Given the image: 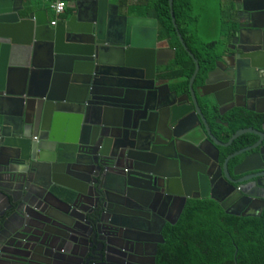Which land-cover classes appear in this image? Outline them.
Segmentation results:
<instances>
[{
	"label": "water",
	"instance_id": "95a60500",
	"mask_svg": "<svg viewBox=\"0 0 264 264\" xmlns=\"http://www.w3.org/2000/svg\"><path fill=\"white\" fill-rule=\"evenodd\" d=\"M234 1L244 20L229 32L240 52L230 54L233 63L215 58L195 87L199 62L168 0L173 27L195 64L183 92L157 69L175 48L161 46L166 39H158L156 18L131 15L110 0H76L75 12L51 24L24 0H0V198L7 202L1 224L14 215L27 220L39 205L60 227L77 229L84 198L93 191L99 210L107 209L118 204L112 195L126 197L119 185L178 198L176 217L187 198L208 196L228 214L259 215L264 121L222 142L205 115L216 104L220 113L222 106L244 107L264 116V0ZM244 133L257 138L232 153L219 151ZM88 214L98 218L96 209Z\"/></svg>",
	"mask_w": 264,
	"mask_h": 264
},
{
	"label": "flooded vegetation",
	"instance_id": "af4514ba",
	"mask_svg": "<svg viewBox=\"0 0 264 264\" xmlns=\"http://www.w3.org/2000/svg\"><path fill=\"white\" fill-rule=\"evenodd\" d=\"M243 20L244 16L234 15L233 24H238ZM236 47L237 44L229 33L226 41H222L220 47L216 48L218 50L215 51V58L219 59L220 56H223L228 62L233 63L234 60L230 54L235 55L240 52ZM174 58L168 61L166 66L157 68L159 73L162 74ZM216 59L208 71L215 68ZM219 67L220 69H229L228 66L223 65V62L219 64ZM219 74L217 71L212 76L216 77ZM227 74L231 76L232 71H228ZM204 79L205 77L202 82L195 79L194 86L199 87L203 84ZM170 80L171 86L173 82L180 79ZM261 89L264 92V86ZM225 108L222 106L221 111L224 112L220 113L219 106L213 104L205 111L209 124L213 120L221 125L220 131L212 128L211 124L210 128L222 142H227L237 130L245 127L259 128L260 123L264 121L263 115L247 111L244 107H234L226 111ZM209 111L211 120L207 116ZM245 120H249L247 125H243ZM233 125L237 127L231 130ZM256 138V135L252 133H244L227 147H219V151L222 154L232 153L252 144ZM126 172L128 174L129 168L121 169V177L124 178ZM64 181L69 183L67 180ZM57 188L54 185L51 187V191L61 196ZM114 188L124 193L126 197L112 195L111 198L118 204L112 203L107 209L99 210L97 197L93 191L92 196L84 198L87 204L80 203L79 205L85 213L84 215L80 214L82 221L76 223L77 229L70 230L60 227L53 219L38 212L41 209L39 205L29 209L31 217L27 220L14 215V220L5 223V226L0 222V264H155L158 247L164 242L163 228L166 224L174 225L179 220L184 206L179 216L176 217L179 207V200L176 197H164L158 191L138 192L120 185L114 186ZM222 192L223 190L217 189L214 195L221 199ZM47 198L53 205L64 207L53 197L48 196ZM132 198L138 199L141 204L151 206L152 210L138 204ZM205 198L213 199L210 196ZM213 200L221 206V201ZM253 204L257 205L256 202ZM6 207L7 202L0 198V213ZM92 208L96 209L98 218L92 216L89 218L88 211ZM162 219L166 220L163 224L161 223ZM159 234L163 241H160Z\"/></svg>",
	"mask_w": 264,
	"mask_h": 264
},
{
	"label": "trees",
	"instance_id": "16d2710c",
	"mask_svg": "<svg viewBox=\"0 0 264 264\" xmlns=\"http://www.w3.org/2000/svg\"><path fill=\"white\" fill-rule=\"evenodd\" d=\"M124 2L119 0L120 4ZM139 5L138 14L157 19L158 39H168L175 48V58L162 74L169 79L179 78L171 86L188 91L195 64L173 27L168 0H141ZM65 12L61 16H66ZM173 12L184 41L198 59L200 68L196 80L202 82L213 66L216 46L214 43L197 45L189 28L194 20L190 0H173ZM210 115L209 111V120ZM248 123L245 120L243 125ZM210 124L219 131L222 129L213 120ZM162 233L164 242L158 247L155 264H264V208L259 215H233L213 199L188 198L179 220L174 225L166 224Z\"/></svg>",
	"mask_w": 264,
	"mask_h": 264
},
{
	"label": "crops",
	"instance_id": "0c3cea01",
	"mask_svg": "<svg viewBox=\"0 0 264 264\" xmlns=\"http://www.w3.org/2000/svg\"><path fill=\"white\" fill-rule=\"evenodd\" d=\"M27 5L31 6L32 10H37L40 12L45 13L49 22L52 21L53 19L58 20L61 17V15H56L54 11L51 9L50 5V0H24ZM141 0H125L123 4L119 3V0H110L112 3H117L118 5L122 6V8L127 9L128 13L131 15H139V16H145L138 14L139 9H141V6L139 5ZM66 2V7H65V13L66 15H71L73 12H75L77 3L76 0H65ZM215 4V7L212 5ZM199 10L200 13L198 15H204L203 17V25L204 29L206 32H212V30L216 29L218 33V38H212L211 40H207L205 42H201V45H208L210 43H214L213 45L217 46L221 44L222 41H226L227 35H229L230 29H232V24L234 23V15H237L239 6L238 4L235 3L234 0H202L198 2ZM192 0H190V12L192 13ZM135 11V13H134ZM215 12V17L217 19H214V15H211V12ZM138 12V13H137ZM192 15V14H191ZM147 16V15H146ZM152 17V16H149ZM154 18V17H153ZM197 21H200V18L196 16V19L193 20V23H196ZM216 21L218 22V25L216 26ZM190 25L189 28L191 32L195 35L196 40H197V45H199L198 41V35H197V30L196 28ZM160 45V44H159ZM161 46H166V47H172L169 44L168 39H166ZM208 47V46H207ZM212 47V46H211ZM174 48V47H173ZM210 48V46H209ZM169 57H172V54L169 55ZM173 59V58H172ZM171 61V59H169ZM171 81V80H170ZM209 116V113L208 115Z\"/></svg>",
	"mask_w": 264,
	"mask_h": 264
},
{
	"label": "rangeland",
	"instance_id": "374dc122",
	"mask_svg": "<svg viewBox=\"0 0 264 264\" xmlns=\"http://www.w3.org/2000/svg\"><path fill=\"white\" fill-rule=\"evenodd\" d=\"M200 1H202V0H192L193 7H192V13H191L192 17L194 19H196V16H198L200 18V21H197V23H196V27H195V23L192 22V24H194L193 27L196 28V30H197V35H198V39H199L198 41H200L199 45H201V42L211 40L212 38H218V36H219L216 29L212 30V32H206V30L204 29V25L202 24L203 23L202 19H203L204 15H198L200 13V10L198 9L199 8L198 2H200ZM212 6L215 7V4H213ZM211 15H214L215 20L217 19V17H215L217 15H215L214 11L211 12ZM192 24H191V26H192ZM217 25H218V22L216 21V26ZM217 47L219 48L220 45H218ZM217 50L215 49V51H217Z\"/></svg>",
	"mask_w": 264,
	"mask_h": 264
},
{
	"label": "built area",
	"instance_id": "2783aa9c",
	"mask_svg": "<svg viewBox=\"0 0 264 264\" xmlns=\"http://www.w3.org/2000/svg\"><path fill=\"white\" fill-rule=\"evenodd\" d=\"M51 9L56 15H62L65 11L66 2L65 0H50ZM57 20L53 19L50 21L51 24H55Z\"/></svg>",
	"mask_w": 264,
	"mask_h": 264
}]
</instances>
